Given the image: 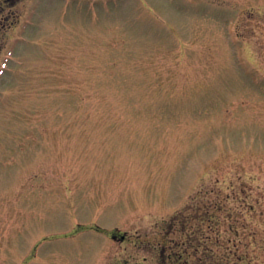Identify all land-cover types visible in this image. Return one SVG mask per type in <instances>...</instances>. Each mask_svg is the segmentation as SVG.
<instances>
[{
  "label": "rangeland",
  "instance_id": "rangeland-1",
  "mask_svg": "<svg viewBox=\"0 0 264 264\" xmlns=\"http://www.w3.org/2000/svg\"><path fill=\"white\" fill-rule=\"evenodd\" d=\"M11 11L0 264H264V0Z\"/></svg>",
  "mask_w": 264,
  "mask_h": 264
},
{
  "label": "flooded vegetation",
  "instance_id": "flooded-vegetation-1",
  "mask_svg": "<svg viewBox=\"0 0 264 264\" xmlns=\"http://www.w3.org/2000/svg\"><path fill=\"white\" fill-rule=\"evenodd\" d=\"M20 0H0V32L3 28L12 23L11 7Z\"/></svg>",
  "mask_w": 264,
  "mask_h": 264
}]
</instances>
